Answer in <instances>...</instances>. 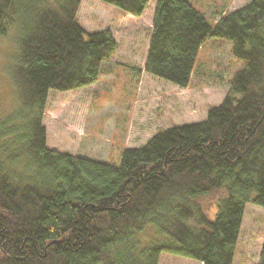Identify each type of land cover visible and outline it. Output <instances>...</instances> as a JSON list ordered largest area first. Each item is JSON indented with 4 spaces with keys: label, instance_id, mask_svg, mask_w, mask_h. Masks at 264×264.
Masks as SVG:
<instances>
[{
    "label": "trees",
    "instance_id": "1",
    "mask_svg": "<svg viewBox=\"0 0 264 264\" xmlns=\"http://www.w3.org/2000/svg\"><path fill=\"white\" fill-rule=\"evenodd\" d=\"M81 1L0 0L26 109L18 123L0 122V264H158L162 252L234 264L246 204L264 207V0L213 23L189 0H157L146 72L188 87L213 36L231 41L245 66L206 118L160 129L118 165L47 142L50 90L94 84L117 50L110 29L80 24ZM102 1L136 16L150 2Z\"/></svg>",
    "mask_w": 264,
    "mask_h": 264
},
{
    "label": "rangeland",
    "instance_id": "2",
    "mask_svg": "<svg viewBox=\"0 0 264 264\" xmlns=\"http://www.w3.org/2000/svg\"><path fill=\"white\" fill-rule=\"evenodd\" d=\"M210 23L251 0H189ZM157 0L136 16L102 0H82L78 20L87 32L110 29L118 45L102 62L99 79L75 90L51 89L44 110L48 146L118 165L124 149L140 147L160 129L197 122L220 104L231 80L245 66L232 42L209 37L200 49L190 84H176L145 71ZM15 31V30H14ZM0 36V122L21 121L23 98L10 75L16 32ZM141 233L146 244L156 227ZM264 242V207L245 206L234 264H257ZM158 264H201L162 252Z\"/></svg>",
    "mask_w": 264,
    "mask_h": 264
},
{
    "label": "crops",
    "instance_id": "3",
    "mask_svg": "<svg viewBox=\"0 0 264 264\" xmlns=\"http://www.w3.org/2000/svg\"><path fill=\"white\" fill-rule=\"evenodd\" d=\"M201 263V262H200ZM202 264V263H201Z\"/></svg>",
    "mask_w": 264,
    "mask_h": 264
}]
</instances>
